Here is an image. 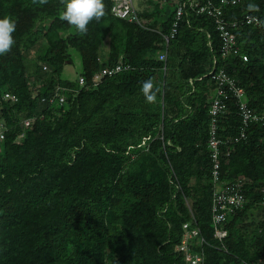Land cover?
<instances>
[{"label": "trees", "instance_id": "1", "mask_svg": "<svg viewBox=\"0 0 264 264\" xmlns=\"http://www.w3.org/2000/svg\"><path fill=\"white\" fill-rule=\"evenodd\" d=\"M178 1L149 0L154 8L137 24L104 0L106 15L81 35L59 19V0H0V16L16 21L15 44L0 55V264H186L177 250L184 223L199 230L190 249L202 264H264V120L240 137L231 96L218 116L220 179L242 178L246 198L221 239L208 147L211 70L224 69L249 106L264 109V0L222 7L225 20L238 22L232 31L245 61L222 57L214 19L188 4L166 43ZM246 15L260 23L241 22ZM72 51L81 67L69 79L62 70ZM119 62L129 67L93 79ZM148 78L160 87L156 103L140 91Z\"/></svg>", "mask_w": 264, "mask_h": 264}, {"label": "built area", "instance_id": "2", "mask_svg": "<svg viewBox=\"0 0 264 264\" xmlns=\"http://www.w3.org/2000/svg\"><path fill=\"white\" fill-rule=\"evenodd\" d=\"M241 0H220L219 4H215L211 1L206 2L202 6L198 7L196 0H180L175 6L174 19L172 21L171 29L168 35H164L163 38L166 43L169 39L173 38L178 27L184 7L188 4L191 8H196L198 13L204 12L211 16L215 22V29L217 30L221 39V56L225 57L230 54L239 55L240 51L236 44L235 34L232 31L238 26L237 21L229 22L222 17V7L227 4H237ZM111 12L115 17L126 19L130 22L141 24L139 15L132 0H114L111 7ZM241 22L245 24H259L260 20L255 16L246 15ZM241 55V54H240ZM160 60H164L166 57L165 51L159 53ZM242 59L247 60V55L242 54ZM128 65L118 63L111 68H103L94 75V80H99L103 76H110L124 68H128ZM45 69L46 67L43 66ZM211 79L215 82V95L210 102L208 109L209 113V130H208V147L210 151V158L212 162L211 169V181L213 184V191L211 196V221L214 227V237L221 239L226 236L227 231L222 228L223 222L228 215H232L235 209L243 206L246 198L242 192L243 180L242 178H235L231 182H223L220 179V161L219 147L221 145L220 139L217 137V119L218 116L226 110V100L231 96L234 99L238 115L242 122V132L240 137L244 136V130L248 123L253 121L264 120V109L256 111L245 100V94L243 88L236 85L234 79L226 73L222 68L213 69L210 72ZM84 82L83 78L79 79V83ZM56 95V94H55ZM3 101H17V96L11 93H4L2 97ZM59 102H63V96H59ZM52 101V99H50ZM30 119L24 120V125L30 124ZM6 128L0 122V145L5 138ZM184 234L180 243L177 246V250L183 252L186 264H202L203 256L200 253L192 252L190 249V239L198 235L199 230L195 227H190L189 223L182 225ZM200 241L202 239H199ZM198 241V242H200ZM197 242V243H198Z\"/></svg>", "mask_w": 264, "mask_h": 264}, {"label": "clouds", "instance_id": "3", "mask_svg": "<svg viewBox=\"0 0 264 264\" xmlns=\"http://www.w3.org/2000/svg\"><path fill=\"white\" fill-rule=\"evenodd\" d=\"M48 0H31L33 5H44ZM226 2V0H225ZM62 6L58 12L59 19L81 35L87 34L88 25L93 21L99 22L105 15L104 0H59ZM250 11H259V5L248 3ZM16 31V21L10 14L0 16V55H5L11 51L15 44L13 33ZM140 91L147 103H156L157 94L160 87L155 84L152 78L141 82Z\"/></svg>", "mask_w": 264, "mask_h": 264}, {"label": "rangeland", "instance_id": "4", "mask_svg": "<svg viewBox=\"0 0 264 264\" xmlns=\"http://www.w3.org/2000/svg\"><path fill=\"white\" fill-rule=\"evenodd\" d=\"M133 6L137 10L138 13H143L148 10L153 9L154 7L151 5L149 0H132ZM156 2L154 1L153 4ZM163 4V3H162ZM152 6V7H151ZM164 7L167 10H170L171 5L170 4H164ZM107 50V46L105 45L102 48V54H104ZM72 63H67L64 65L63 70H62V77L69 78V79H74L77 77L81 64H80V59L78 54L75 51H72Z\"/></svg>", "mask_w": 264, "mask_h": 264}]
</instances>
